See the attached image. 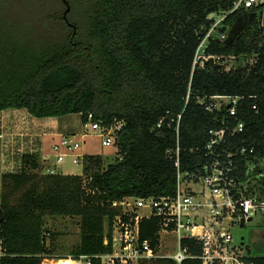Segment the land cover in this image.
I'll return each mask as SVG.
<instances>
[{
    "label": "trees",
    "instance_id": "1",
    "mask_svg": "<svg viewBox=\"0 0 264 264\" xmlns=\"http://www.w3.org/2000/svg\"><path fill=\"white\" fill-rule=\"evenodd\" d=\"M234 1L69 0L73 27L63 17V0H0V111L24 108L38 118L80 114L84 122L92 113L103 125L123 121L116 141L121 158L105 166L101 155H86L85 177L31 172L42 165L36 153L24 155L21 171L3 174L0 264L60 258L46 243L48 215L81 217V240L72 254L109 251L105 239L111 240L121 213L115 201L175 193L177 167L168 149L179 144L183 171L205 161L209 130L220 127L224 111L207 112L200 97L244 95L239 117L245 130L231 137L232 145L254 147L264 158V28L245 16L264 3L227 14L221 28L226 38L216 33L206 48L225 57L255 55L254 63L226 70L210 57L194 65L215 22L211 14L229 11ZM239 21L245 28L235 36ZM168 111L182 113L178 133L168 119L157 127ZM261 171L264 165L255 168ZM256 185L264 198V177ZM158 227L156 217L144 218L142 238L157 245ZM183 244L192 255L201 251L194 240ZM251 257L264 264V256ZM141 264L177 262L152 257ZM182 264L201 262L187 258Z\"/></svg>",
    "mask_w": 264,
    "mask_h": 264
},
{
    "label": "built area",
    "instance_id": "2",
    "mask_svg": "<svg viewBox=\"0 0 264 264\" xmlns=\"http://www.w3.org/2000/svg\"><path fill=\"white\" fill-rule=\"evenodd\" d=\"M262 3L264 0H235L233 7L222 18L215 20L204 37L196 52L194 65L203 66L205 60L212 57L226 70H230L224 62L225 56L207 54L210 38L217 33L219 23L223 22L227 14ZM217 34L221 40L227 36L221 31ZM201 48L203 54H200ZM189 97L190 91L187 103ZM244 98V95L222 94L200 97L198 101L207 112L224 111L220 127L209 130L205 161L193 170L183 171L179 144L175 149H168L167 153L177 167L175 193L138 198L128 196L115 201L114 205L121 208V213L112 224L111 240L105 239L106 245L111 243V249L95 255L70 254L60 260H70L68 264H93L94 259H98L100 264H141L146 258L170 257L177 264H182L187 258H198L201 264H256L251 259L250 248L245 242H238L231 232V226L242 227V223L245 226L257 216L264 219V198L260 197L256 185L258 179L264 177V171L255 173L256 167L264 165V158L255 155L254 147L245 144L233 146L231 140L235 134L245 130V121L239 117V103ZM253 107L257 109L256 104ZM181 118L182 113L175 117L168 111L157 127H161L168 119V124L176 122L178 133ZM122 125L121 120L103 125L101 121L94 120L92 113L84 122L86 131L100 132L104 146L117 145V131ZM87 134L83 133V137ZM80 147V141H75L71 135H62L52 145L56 164H61L66 157L71 156L74 163L84 165L86 154L77 152ZM116 158H121L120 154ZM56 167L52 165L47 173H57ZM151 217L158 219L157 245L141 236V221ZM184 239L198 243L200 253L192 255L188 246H184ZM165 243L172 247V252H162Z\"/></svg>",
    "mask_w": 264,
    "mask_h": 264
},
{
    "label": "rangeland",
    "instance_id": "3",
    "mask_svg": "<svg viewBox=\"0 0 264 264\" xmlns=\"http://www.w3.org/2000/svg\"><path fill=\"white\" fill-rule=\"evenodd\" d=\"M64 9V8H63ZM64 11V10H63ZM227 11H220L214 15H211L214 20L222 18ZM248 19L255 18V20L259 21L260 24L264 28V8L252 10L246 12L245 15ZM237 19H241L238 17ZM249 22V21H248ZM247 23V22H245ZM223 22L219 23L216 31L217 33L221 31L223 27ZM245 28V24L242 21L237 23V27L234 29V35L236 36L238 32ZM228 33H230V27H227ZM204 48V47H203ZM203 48L200 49V54H203ZM224 62L227 64V68L237 69L239 67H244L247 64H252L255 62V55H231L227 56L224 59ZM61 119L68 120L71 122H79V125L72 126L74 133H66L68 135L71 134L72 139L75 141L81 142V147L78 149V153L86 154V155H101L104 160V165L107 166L109 163L114 162L116 157H118V146L116 144L110 146H104L102 143V137L99 131L89 130L86 131L84 128V121L80 117V114H69L65 116H61ZM80 119L82 122H80ZM64 124V123H61ZM73 124V123H72ZM68 131L67 129H65ZM88 132L89 134L86 137H83V133ZM48 154L45 157L39 156V160L41 162V168L37 170H33L34 172L40 176L44 175V173L48 172V169L52 168V165L57 166V171L63 174H83L85 177L86 171L84 170V165L76 164L73 162V158L68 156L65 158L61 164H56L55 151L52 146L47 150ZM48 162V163H47ZM51 164V165H50ZM88 173V172H87ZM90 173V171H89ZM80 219L81 217L78 215H59V216H46L45 226L47 227L46 233V243L49 248L54 251L56 255H60L65 257L67 255L72 254V252L77 248L78 244L81 240L80 233ZM231 232L235 236V239L238 242H245L250 248L251 256H264V224L263 217L257 216L251 222L247 223L245 226H231ZM244 238V240H243ZM170 240H168L169 244ZM172 247H168L166 243L164 244V249L162 252H172Z\"/></svg>",
    "mask_w": 264,
    "mask_h": 264
},
{
    "label": "crops",
    "instance_id": "4",
    "mask_svg": "<svg viewBox=\"0 0 264 264\" xmlns=\"http://www.w3.org/2000/svg\"><path fill=\"white\" fill-rule=\"evenodd\" d=\"M80 122H82L81 119ZM75 125H79V122H71L70 119L63 120L61 117L38 118L24 108L1 110L0 200L3 174L21 171L24 165V155L26 154L36 153L41 157L47 156V150L53 143L59 141L62 135L74 133L71 127ZM67 127L68 131L65 130ZM55 256L60 258L58 260L56 258L46 259L43 264H59L60 259L63 257L56 254Z\"/></svg>",
    "mask_w": 264,
    "mask_h": 264
},
{
    "label": "water",
    "instance_id": "5",
    "mask_svg": "<svg viewBox=\"0 0 264 264\" xmlns=\"http://www.w3.org/2000/svg\"><path fill=\"white\" fill-rule=\"evenodd\" d=\"M65 5H66V9L64 11L63 17L65 18V20L72 25L73 27H75V25H73L72 23H70L69 18H68V14L71 11V5L69 3V0H63ZM244 226V223H242V227ZM244 239V238H243ZM244 243V242H243Z\"/></svg>",
    "mask_w": 264,
    "mask_h": 264
},
{
    "label": "bare ground",
    "instance_id": "6",
    "mask_svg": "<svg viewBox=\"0 0 264 264\" xmlns=\"http://www.w3.org/2000/svg\"><path fill=\"white\" fill-rule=\"evenodd\" d=\"M61 262H59V264H64V263H70V260H67V261H62V260H60Z\"/></svg>",
    "mask_w": 264,
    "mask_h": 264
}]
</instances>
